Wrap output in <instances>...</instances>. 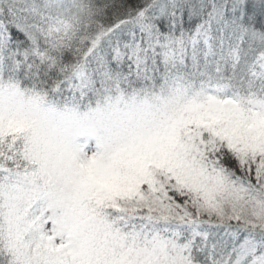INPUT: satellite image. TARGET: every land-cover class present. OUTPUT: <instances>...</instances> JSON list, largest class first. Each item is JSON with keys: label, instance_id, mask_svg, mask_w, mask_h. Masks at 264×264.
Returning a JSON list of instances; mask_svg holds the SVG:
<instances>
[{"label": "snow or ice", "instance_id": "obj_1", "mask_svg": "<svg viewBox=\"0 0 264 264\" xmlns=\"http://www.w3.org/2000/svg\"><path fill=\"white\" fill-rule=\"evenodd\" d=\"M0 264H264V0H0Z\"/></svg>", "mask_w": 264, "mask_h": 264}, {"label": "rangeland", "instance_id": "obj_2", "mask_svg": "<svg viewBox=\"0 0 264 264\" xmlns=\"http://www.w3.org/2000/svg\"><path fill=\"white\" fill-rule=\"evenodd\" d=\"M88 144L94 151L99 150L98 141L94 137L88 139Z\"/></svg>", "mask_w": 264, "mask_h": 264}]
</instances>
